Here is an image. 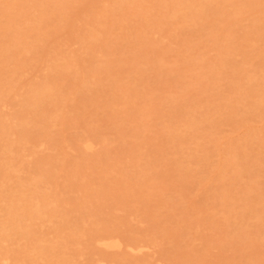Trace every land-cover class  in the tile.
Listing matches in <instances>:
<instances>
[{
    "label": "bare ground",
    "instance_id": "1",
    "mask_svg": "<svg viewBox=\"0 0 264 264\" xmlns=\"http://www.w3.org/2000/svg\"><path fill=\"white\" fill-rule=\"evenodd\" d=\"M260 175L264 0H0V264H216Z\"/></svg>",
    "mask_w": 264,
    "mask_h": 264
},
{
    "label": "rangeland",
    "instance_id": "2",
    "mask_svg": "<svg viewBox=\"0 0 264 264\" xmlns=\"http://www.w3.org/2000/svg\"><path fill=\"white\" fill-rule=\"evenodd\" d=\"M105 121V118L102 117L101 119V125ZM252 126L254 129H258L260 127V123L256 122V120H252ZM230 124V123H228ZM231 126L232 124L225 126V133H232ZM58 125H56L55 128H57ZM72 129H68V131H71ZM74 131V130H72ZM112 151H111V157H112ZM259 179L261 182L264 181V176L260 175ZM199 197L197 195L192 197L193 204H196L198 202ZM139 219L142 218V215L138 217ZM145 222L137 223V225H144ZM199 232L202 235V240L200 239H194V245L193 248H196L197 254H202L203 250L202 247L207 240V238L210 236L213 237V230L209 228H203L200 227ZM248 230L250 231L251 237L254 239L251 243L246 242V240H236L230 244H224V247L220 250L216 247L211 246L208 250V254L206 256L207 259L213 260L216 264H226L231 259L235 262L243 263L245 259L250 258H260L264 256V233L260 230V227L254 230L253 226L248 227ZM259 237V238H258ZM142 251V252H141ZM141 251L138 250H131L132 254L134 256L142 257L146 256V253L149 251L150 255L152 256V264H165L164 261L160 258H158V252L155 251L152 248H143ZM147 251V252H145ZM174 255L177 257V260L182 259V251H174Z\"/></svg>",
    "mask_w": 264,
    "mask_h": 264
}]
</instances>
